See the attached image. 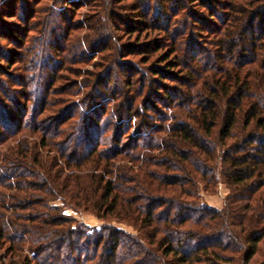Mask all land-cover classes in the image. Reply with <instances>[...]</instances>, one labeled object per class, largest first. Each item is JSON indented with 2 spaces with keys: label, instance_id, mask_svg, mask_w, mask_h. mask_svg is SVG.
<instances>
[{
  "label": "trees",
  "instance_id": "obj_1",
  "mask_svg": "<svg viewBox=\"0 0 264 264\" xmlns=\"http://www.w3.org/2000/svg\"><path fill=\"white\" fill-rule=\"evenodd\" d=\"M82 1L0 31V264H264V0Z\"/></svg>",
  "mask_w": 264,
  "mask_h": 264
},
{
  "label": "rangeland",
  "instance_id": "obj_2",
  "mask_svg": "<svg viewBox=\"0 0 264 264\" xmlns=\"http://www.w3.org/2000/svg\"><path fill=\"white\" fill-rule=\"evenodd\" d=\"M54 0H0V31H4L5 29L9 30L10 32L16 33L17 31H19V28H21L22 30H26L25 28H23V26H25V24L28 26L29 24L32 23H38V21L40 20L41 17H45V12L50 9V7L52 6ZM90 2L91 4H94V0H83L82 4H84L85 2ZM115 0H113L114 2ZM116 2V1H115ZM64 7V6H63ZM117 6H115V8H111L113 9L115 12H117L118 14L120 13V15L122 16V18H126V16H124V14H126V11H118L116 10ZM28 11L29 18L27 22L24 21H20L18 16H24L25 12ZM73 12V13H72ZM92 12V9L90 8H80V5L78 6V11H71V12H67L68 17L71 20H77V18H79V15H86V16H90V18L88 19V25L91 24L88 28H83L82 30L78 31L76 33V35H91V34H95V32L91 31L90 28L95 27L94 20H91V17L96 16L98 14H93L90 15ZM108 13L110 14V10L109 7H106V15H108ZM2 14V15H1ZM105 11H101L99 13L100 16H104ZM27 15V14H26ZM34 19L32 16H34ZM124 16V17H123ZM60 22H63V27L67 24V22H64V19H62ZM116 22L118 24H120L121 26L124 25L122 24L118 18H116ZM133 20L130 21L129 20V24H133ZM100 24V22H99ZM98 24V25H99ZM131 24V25H132ZM97 25V26H98ZM17 26V28H16ZM57 29L62 31L63 29L61 28V25L58 24ZM96 28V27H95ZM97 30L100 31V33H112L108 30H110V27H108L107 29L104 28H99V26L97 27ZM6 40H2L0 39V47L1 48H14L15 46L13 44H11L10 42L7 44ZM112 46V45H111ZM1 61V58H0ZM81 67L83 69H92V63L90 65H85L82 64ZM63 75H61V77L59 78V80L57 81L58 86H63L67 83V80L71 79L72 76L71 74L68 72H63ZM22 103H24V101H21ZM55 112H49L46 113V115L43 117L45 120L44 122L50 120V118H52V115H54ZM203 188V186H202ZM201 193V199L203 202L207 203L209 206H212L216 209H222L224 204H225V200L227 195L229 194V189L228 187L221 183L218 186L215 187H211L208 192L203 191V189L200 191ZM67 215H70L74 218H76L79 222H83L84 224L90 226L93 229H99L102 226V222L99 221L93 214L91 213H76L72 210H67L66 211ZM113 225L125 229L127 231H132V227H129L125 224H118L115 221L112 222ZM260 260H262L260 258Z\"/></svg>",
  "mask_w": 264,
  "mask_h": 264
}]
</instances>
